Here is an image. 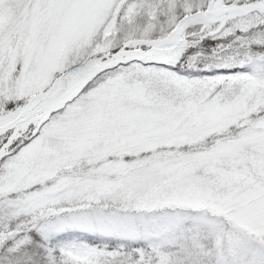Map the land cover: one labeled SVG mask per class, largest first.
Returning <instances> with one entry per match:
<instances>
[{
	"label": "snow or ice",
	"instance_id": "obj_1",
	"mask_svg": "<svg viewBox=\"0 0 264 264\" xmlns=\"http://www.w3.org/2000/svg\"><path fill=\"white\" fill-rule=\"evenodd\" d=\"M0 264H264V0H0Z\"/></svg>",
	"mask_w": 264,
	"mask_h": 264
}]
</instances>
